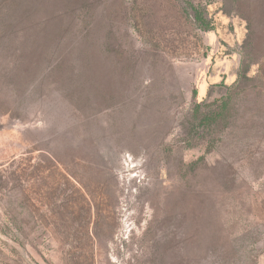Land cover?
I'll list each match as a JSON object with an SVG mask.
<instances>
[{
  "label": "rangeland",
  "instance_id": "obj_1",
  "mask_svg": "<svg viewBox=\"0 0 264 264\" xmlns=\"http://www.w3.org/2000/svg\"><path fill=\"white\" fill-rule=\"evenodd\" d=\"M70 3L0 36V264H264V0Z\"/></svg>",
  "mask_w": 264,
  "mask_h": 264
},
{
  "label": "trees",
  "instance_id": "obj_2",
  "mask_svg": "<svg viewBox=\"0 0 264 264\" xmlns=\"http://www.w3.org/2000/svg\"><path fill=\"white\" fill-rule=\"evenodd\" d=\"M70 2L72 0H0V36L31 35L33 39L43 40L50 38L49 42L54 43V50L60 51L57 56H61L62 53L73 55L82 48L88 54L89 48L94 43V35H90L89 29L91 23L85 18L82 22L88 25L84 29V35H70L75 23L73 15L76 13L72 7L74 3ZM190 6L195 22L202 29L210 30L211 25L206 18L205 10L200 6L192 4ZM54 14L59 15L61 22L52 23L56 28L52 30V33H49L48 27L51 25ZM66 21L70 25L69 30L66 28ZM100 46L105 54L111 50L113 45L107 39L102 38ZM105 55L111 57L110 54ZM115 55L116 58L121 56L119 52ZM33 56L35 57V54ZM56 64L55 71L59 67L66 81L71 82L74 78H80L83 75L76 70V65L73 62L69 61L64 64L59 59Z\"/></svg>",
  "mask_w": 264,
  "mask_h": 264
}]
</instances>
